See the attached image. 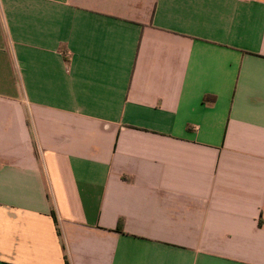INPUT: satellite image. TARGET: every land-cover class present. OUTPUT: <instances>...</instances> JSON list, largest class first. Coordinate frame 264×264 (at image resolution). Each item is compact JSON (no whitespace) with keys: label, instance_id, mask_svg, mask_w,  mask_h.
Wrapping results in <instances>:
<instances>
[{"label":"crops","instance_id":"1","mask_svg":"<svg viewBox=\"0 0 264 264\" xmlns=\"http://www.w3.org/2000/svg\"><path fill=\"white\" fill-rule=\"evenodd\" d=\"M0 264H264V0H0Z\"/></svg>","mask_w":264,"mask_h":264},{"label":"trees","instance_id":"2","mask_svg":"<svg viewBox=\"0 0 264 264\" xmlns=\"http://www.w3.org/2000/svg\"><path fill=\"white\" fill-rule=\"evenodd\" d=\"M207 97H209V96H207V95H206V96L204 97V99H207ZM212 97H213V96H212ZM209 98H211V97H209ZM119 231H121V229H120V228H119Z\"/></svg>","mask_w":264,"mask_h":264}]
</instances>
